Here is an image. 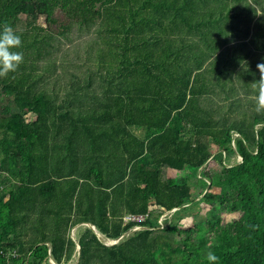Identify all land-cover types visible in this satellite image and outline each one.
<instances>
[{
    "label": "trees",
    "instance_id": "obj_1",
    "mask_svg": "<svg viewBox=\"0 0 264 264\" xmlns=\"http://www.w3.org/2000/svg\"><path fill=\"white\" fill-rule=\"evenodd\" d=\"M5 25L0 264H67L79 224L122 238L82 227L77 264H264V0H0Z\"/></svg>",
    "mask_w": 264,
    "mask_h": 264
},
{
    "label": "clouds",
    "instance_id": "obj_2",
    "mask_svg": "<svg viewBox=\"0 0 264 264\" xmlns=\"http://www.w3.org/2000/svg\"><path fill=\"white\" fill-rule=\"evenodd\" d=\"M21 44L22 37L12 26L5 25L0 30V77L15 72L23 62V52L16 50L20 48ZM257 67L261 73V68H264V63L258 64ZM254 83L257 88L256 111L264 112V79L260 78ZM206 258L209 264H220V257L214 250H209Z\"/></svg>",
    "mask_w": 264,
    "mask_h": 264
},
{
    "label": "rangeland",
    "instance_id": "obj_3",
    "mask_svg": "<svg viewBox=\"0 0 264 264\" xmlns=\"http://www.w3.org/2000/svg\"><path fill=\"white\" fill-rule=\"evenodd\" d=\"M0 108H1V102H0ZM136 134L138 135H141V132L136 130L135 131ZM237 161H240V158L238 156H235V155H230V156H227L226 159H225V164L227 166H231L233 165L234 163H236ZM220 163L218 161H215L214 159H210L209 162L207 163V168L211 171H214V170H218L220 169ZM189 173L186 171V172H183V173H177V172H173V171H169L168 172V176L169 177H180L181 175L182 176H186L188 175ZM189 182L192 184L194 183L195 185H200L202 182L201 180H195L193 177H190V180ZM216 192V190H211L210 192ZM205 193V192H204ZM202 196V195H201ZM209 206L206 204V203H200L199 204V209L197 208H194L192 211H188L187 213L185 214H182V217L180 218L179 220V225L182 229H188V228H191L197 221L199 220H202L203 217H204V214L205 212L208 210ZM175 212V211H174ZM197 212V216H194L193 217V213ZM173 212H170V213H166L164 216H167V215H171ZM163 216V217H164ZM162 217V218H163ZM161 219H159V223H161ZM82 227H85V226H80V227H76L74 229L71 230V233H70V237L71 238H74V239H77L78 237V233L81 231ZM100 239L101 241L104 243V244H111V242H109L108 240H105L103 239V237L100 235ZM207 246H210V242H209V239H208V242H207ZM42 254V253H41ZM76 257H77V254L74 255L72 257V260L70 262H68L67 264H75L76 262ZM53 263V261H52Z\"/></svg>",
    "mask_w": 264,
    "mask_h": 264
},
{
    "label": "water",
    "instance_id": "obj_4",
    "mask_svg": "<svg viewBox=\"0 0 264 264\" xmlns=\"http://www.w3.org/2000/svg\"><path fill=\"white\" fill-rule=\"evenodd\" d=\"M204 192H205V191H204ZM174 211H176V209H173V210H171L170 212H174ZM170 212H169V213H170ZM80 226H86V227L90 228V229L95 233L96 237L101 241V239H100V238H101V237H100V234L96 231V229H95L94 226H92V225H90V224H79V225L74 226L73 229L76 228V227H80ZM137 229H138V228H135L133 231H135V230H137ZM124 235H128V233H126V234H124ZM124 235H123V236H124ZM121 238H122V236L119 237V238L116 239V240H108L109 242H111V244H105V245H107V246H111V245L117 244L118 241H119ZM71 239H72V240L75 242V244H76L77 257H76V262H75V264H77V262H78V258H79L80 246H79L78 241H77L76 239H74V238H71ZM52 264H54V263H52Z\"/></svg>",
    "mask_w": 264,
    "mask_h": 264
},
{
    "label": "built area",
    "instance_id": "obj_5",
    "mask_svg": "<svg viewBox=\"0 0 264 264\" xmlns=\"http://www.w3.org/2000/svg\"><path fill=\"white\" fill-rule=\"evenodd\" d=\"M140 220H142V217L130 216V215H127L126 217H124V222H127V221H140ZM47 252H48V254L50 253L49 246H48ZM8 255L10 257H12V258H16L18 256L16 251H11V252L8 253ZM49 262L52 264V260L51 259L49 260Z\"/></svg>",
    "mask_w": 264,
    "mask_h": 264
}]
</instances>
